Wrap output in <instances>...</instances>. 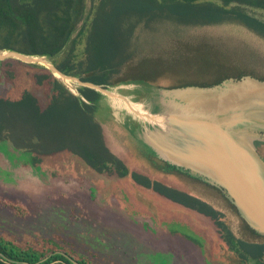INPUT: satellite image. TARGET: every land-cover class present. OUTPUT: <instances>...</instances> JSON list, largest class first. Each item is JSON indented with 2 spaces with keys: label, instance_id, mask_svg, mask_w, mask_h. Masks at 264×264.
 <instances>
[{
  "label": "rangeland",
  "instance_id": "obj_1",
  "mask_svg": "<svg viewBox=\"0 0 264 264\" xmlns=\"http://www.w3.org/2000/svg\"><path fill=\"white\" fill-rule=\"evenodd\" d=\"M93 1L86 0L87 11ZM245 10L264 20L263 8ZM133 50L113 77L128 80L106 88L145 110L175 71L186 73L184 78L191 81L210 80L221 67L233 64L264 75V38L237 21L141 23L131 40ZM157 59L169 66L165 68L169 79L132 78L137 64L155 66L151 62ZM18 61L27 63L13 57L0 60V96L19 97L23 88L31 87L29 73ZM67 86L75 84L70 81ZM32 89L44 100L45 89ZM95 116L102 121L107 144L130 169L203 198L223 212L237 236L254 239L217 189L189 176L163 173L151 163L146 147L128 129L139 116L125 99L103 93ZM257 146L264 157V141ZM30 155L9 140H0V237L14 250L34 255L65 251L87 264H241L210 217L172 203L130 175L97 172L66 150L43 155L38 163ZM6 200L20 203L22 214L4 205ZM257 240L264 243V237ZM261 259L264 264V255ZM243 263L256 264L252 258Z\"/></svg>",
  "mask_w": 264,
  "mask_h": 264
},
{
  "label": "trees",
  "instance_id": "obj_2",
  "mask_svg": "<svg viewBox=\"0 0 264 264\" xmlns=\"http://www.w3.org/2000/svg\"><path fill=\"white\" fill-rule=\"evenodd\" d=\"M246 6L264 9V0H94L89 11L86 10V0H0V47L47 54L62 71L108 85L128 80L121 77L114 80L113 77L119 75L122 66L135 52L130 51V45L139 24L161 20L195 25L237 21L264 38V20L247 12ZM142 63L137 64L138 70L132 78L150 81L170 78L165 70L169 66H165L164 62L157 59L151 62L157 64L149 67ZM23 65L29 73L31 87L23 88L19 97L0 96V140H9L16 148L30 152V160L34 163L40 162L43 155L66 150L97 172L118 177L130 175L134 182L151 188L156 194L210 217L221 238L241 259L258 260L264 254L262 241L237 236L223 219V212L210 202L130 169L107 144L103 126L95 116L102 92L77 85L79 94H76L44 66L33 63ZM242 73L264 77L251 68L227 64L210 80L191 81L184 78L186 73L175 71V82L172 77L168 86L208 84ZM33 86L46 90H42L44 100L34 92ZM261 142L255 141L257 145ZM146 153L157 169L177 171L147 150ZM223 198L236 212L234 206ZM3 204L22 214L20 203L17 206L6 200ZM240 219L253 237H263ZM42 256L44 253L34 255L23 250L16 251L0 237V257L9 262L44 264L61 259L72 264L58 251H52L46 260L37 263ZM79 261L87 264L84 260Z\"/></svg>",
  "mask_w": 264,
  "mask_h": 264
},
{
  "label": "water",
  "instance_id": "obj_3",
  "mask_svg": "<svg viewBox=\"0 0 264 264\" xmlns=\"http://www.w3.org/2000/svg\"><path fill=\"white\" fill-rule=\"evenodd\" d=\"M8 57L45 65L66 85L72 81L75 87L69 88L76 94L77 85H85L130 102L108 85L62 71L47 54L0 47V60ZM151 100L147 117L132 110L139 116L128 125L132 136L149 154L219 190L248 227L264 236V157L255 143L264 141V77L242 73L208 84L163 86Z\"/></svg>",
  "mask_w": 264,
  "mask_h": 264
},
{
  "label": "crops",
  "instance_id": "obj_4",
  "mask_svg": "<svg viewBox=\"0 0 264 264\" xmlns=\"http://www.w3.org/2000/svg\"><path fill=\"white\" fill-rule=\"evenodd\" d=\"M99 120V119H98ZM100 121V120H99ZM101 124H102V121H100ZM103 126V125H102ZM103 129H104V126H103ZM118 154V153H117ZM162 161V160H161ZM164 162V161H163ZM165 163V162H164ZM166 164V163H165ZM163 173H167L169 175H182V176H188L186 175V173H183V172H180V171H172V172H164L162 171ZM204 183V182H203ZM47 253H44V255H46ZM0 264H18V263H13V262H9L7 260H4L0 257ZM44 264H67L65 261L61 260V259H54V260H51L47 263H44Z\"/></svg>",
  "mask_w": 264,
  "mask_h": 264
},
{
  "label": "flooded vegetation",
  "instance_id": "obj_5",
  "mask_svg": "<svg viewBox=\"0 0 264 264\" xmlns=\"http://www.w3.org/2000/svg\"><path fill=\"white\" fill-rule=\"evenodd\" d=\"M159 171H161L162 172V170H159ZM180 174H178V176H179ZM158 179V178H157ZM168 184V183H167ZM170 185V184H169ZM172 185V184H171ZM172 186H174V185H172ZM176 187V186H175ZM177 188H179V187H177ZM181 189V188H180ZM193 194V193H192ZM161 196V195H160ZM165 198H167V197H165ZM167 199H169V198H167ZM169 201H171L172 203H176V204H179V203H177V202H175V201H173V200H171V199H169ZM179 205H181V204H179ZM181 206H183V205H181ZM183 207H185V208H188V207H186V206H183ZM189 209H191V208H189ZM194 210V209H193ZM263 236V235H262ZM264 237V236H263ZM254 238V240H257L258 238H259V236H256V237H253ZM223 240V239H222ZM224 241V240H223ZM258 241V240H257ZM225 242V241H224ZM226 244V243H225ZM227 245V244H226ZM227 247H228V245H227ZM229 249H231L230 247H228ZM232 250V249H231ZM264 255V254H263ZM262 255V256H263ZM238 256V255H237ZM261 256V257H262ZM261 257L257 260V259H253L255 262H256V264H263V262H262V259H261ZM238 258H239V260L241 261V264H244L243 262H245L246 260H244V259H241L239 256H238Z\"/></svg>",
  "mask_w": 264,
  "mask_h": 264
},
{
  "label": "bare ground",
  "instance_id": "obj_6",
  "mask_svg": "<svg viewBox=\"0 0 264 264\" xmlns=\"http://www.w3.org/2000/svg\"><path fill=\"white\" fill-rule=\"evenodd\" d=\"M128 106L131 110L136 111L137 114L147 117V114H146L147 111L144 108H142L141 105H137L134 102L130 101L128 102Z\"/></svg>",
  "mask_w": 264,
  "mask_h": 264
}]
</instances>
